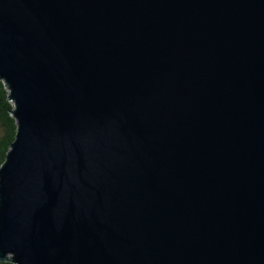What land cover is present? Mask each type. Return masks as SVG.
Here are the masks:
<instances>
[{"label": "water", "instance_id": "95a60500", "mask_svg": "<svg viewBox=\"0 0 264 264\" xmlns=\"http://www.w3.org/2000/svg\"><path fill=\"white\" fill-rule=\"evenodd\" d=\"M0 81V262L264 264V0H0Z\"/></svg>", "mask_w": 264, "mask_h": 264}, {"label": "trees", "instance_id": "16d2710c", "mask_svg": "<svg viewBox=\"0 0 264 264\" xmlns=\"http://www.w3.org/2000/svg\"><path fill=\"white\" fill-rule=\"evenodd\" d=\"M12 104L8 99L7 88L0 81V166L5 160L10 143L14 140L16 132L15 120L11 115ZM0 264H12L0 262Z\"/></svg>", "mask_w": 264, "mask_h": 264}]
</instances>
